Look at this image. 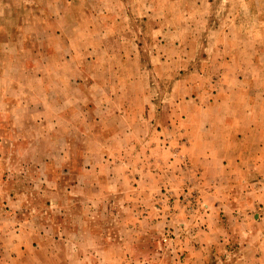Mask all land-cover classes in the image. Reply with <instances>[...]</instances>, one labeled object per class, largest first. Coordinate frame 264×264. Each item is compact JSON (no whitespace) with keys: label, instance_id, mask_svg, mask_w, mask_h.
<instances>
[{"label":"rangeland","instance_id":"obj_1","mask_svg":"<svg viewBox=\"0 0 264 264\" xmlns=\"http://www.w3.org/2000/svg\"><path fill=\"white\" fill-rule=\"evenodd\" d=\"M0 251L264 264V0H0Z\"/></svg>","mask_w":264,"mask_h":264},{"label":"crops","instance_id":"obj_2","mask_svg":"<svg viewBox=\"0 0 264 264\" xmlns=\"http://www.w3.org/2000/svg\"><path fill=\"white\" fill-rule=\"evenodd\" d=\"M2 254V252L0 251V255ZM62 254H65L66 255V252H62ZM9 255V258L10 260L8 262H6V260L4 259L7 255H2L0 257V264H20L17 262V260L14 259V255L13 253L12 254H8ZM44 258V256H42ZM44 260H38L36 259V262L34 264H48L46 261ZM77 261V264H83V262H80V260H76ZM62 264H70L69 260H68V257L64 260V262H62ZM72 264V263H71Z\"/></svg>","mask_w":264,"mask_h":264}]
</instances>
